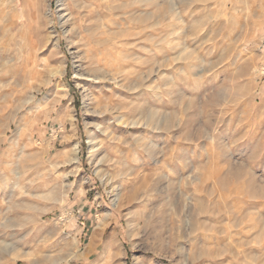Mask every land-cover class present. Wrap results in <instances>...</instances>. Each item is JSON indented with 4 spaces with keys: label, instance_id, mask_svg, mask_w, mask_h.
<instances>
[{
    "label": "rangeland",
    "instance_id": "374dc122",
    "mask_svg": "<svg viewBox=\"0 0 264 264\" xmlns=\"http://www.w3.org/2000/svg\"><path fill=\"white\" fill-rule=\"evenodd\" d=\"M0 264H264V0H0Z\"/></svg>",
    "mask_w": 264,
    "mask_h": 264
},
{
    "label": "bare ground",
    "instance_id": "6f19581e",
    "mask_svg": "<svg viewBox=\"0 0 264 264\" xmlns=\"http://www.w3.org/2000/svg\"><path fill=\"white\" fill-rule=\"evenodd\" d=\"M153 120V119H152ZM168 120H169V118H168ZM169 122V121H168ZM166 123V122H165ZM171 123V122H170ZM90 148H91V153H92V158L94 159L95 158V156H96V153H95V150H94V143H93V141L90 143ZM77 150H78V148H77V145L76 146H74V148L72 147L71 148V151H73V153H77ZM72 153V152H71ZM70 153V154H71ZM73 153H72V155H73ZM76 155V154H75ZM73 157H74V155H73ZM73 160V159H72ZM74 160L76 161V159L74 158ZM130 201V200H129ZM143 262H146V261H143Z\"/></svg>",
    "mask_w": 264,
    "mask_h": 264
}]
</instances>
